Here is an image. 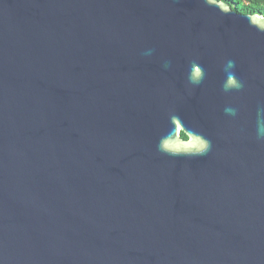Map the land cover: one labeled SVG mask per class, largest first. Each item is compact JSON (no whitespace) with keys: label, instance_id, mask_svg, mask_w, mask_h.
<instances>
[{"label":"water","instance_id":"water-1","mask_svg":"<svg viewBox=\"0 0 264 264\" xmlns=\"http://www.w3.org/2000/svg\"><path fill=\"white\" fill-rule=\"evenodd\" d=\"M0 264H264V17L0 0Z\"/></svg>","mask_w":264,"mask_h":264},{"label":"trees","instance_id":"trees-1","mask_svg":"<svg viewBox=\"0 0 264 264\" xmlns=\"http://www.w3.org/2000/svg\"><path fill=\"white\" fill-rule=\"evenodd\" d=\"M227 3L230 8L241 14L264 17V0H217Z\"/></svg>","mask_w":264,"mask_h":264},{"label":"flooded vegetation","instance_id":"flooded-vegetation-1","mask_svg":"<svg viewBox=\"0 0 264 264\" xmlns=\"http://www.w3.org/2000/svg\"><path fill=\"white\" fill-rule=\"evenodd\" d=\"M179 137H181V138L184 139V140H188V137H187L186 134L183 133V132L179 133Z\"/></svg>","mask_w":264,"mask_h":264}]
</instances>
